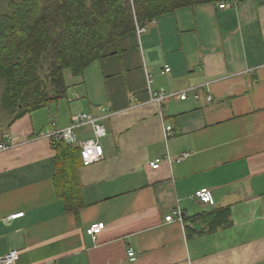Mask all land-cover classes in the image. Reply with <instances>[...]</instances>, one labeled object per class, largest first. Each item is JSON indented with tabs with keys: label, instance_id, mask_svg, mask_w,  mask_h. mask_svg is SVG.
Returning <instances> with one entry per match:
<instances>
[{
	"label": "crops",
	"instance_id": "obj_1",
	"mask_svg": "<svg viewBox=\"0 0 264 264\" xmlns=\"http://www.w3.org/2000/svg\"><path fill=\"white\" fill-rule=\"evenodd\" d=\"M225 3L160 15L144 33L107 45L83 73L67 70L61 97L18 119L1 110L0 142L18 145L0 151V256L18 250L13 264H264V0ZM190 85L202 86L200 99L150 100V89ZM103 108L112 111L101 120L104 156L80 160L84 203L75 212L59 194L56 149L43 134ZM203 187L210 203L194 195ZM177 208L184 222L166 220ZM94 222L105 223L96 236L86 232Z\"/></svg>",
	"mask_w": 264,
	"mask_h": 264
},
{
	"label": "trees",
	"instance_id": "obj_2",
	"mask_svg": "<svg viewBox=\"0 0 264 264\" xmlns=\"http://www.w3.org/2000/svg\"><path fill=\"white\" fill-rule=\"evenodd\" d=\"M230 0H0V109L18 119L101 60L107 45L180 7ZM55 183L71 210L83 205L78 145L53 141ZM216 213L212 214L217 218Z\"/></svg>",
	"mask_w": 264,
	"mask_h": 264
},
{
	"label": "built area",
	"instance_id": "obj_3",
	"mask_svg": "<svg viewBox=\"0 0 264 264\" xmlns=\"http://www.w3.org/2000/svg\"><path fill=\"white\" fill-rule=\"evenodd\" d=\"M234 3L239 2L240 0H230ZM221 7H224L226 5L225 2L219 4ZM147 30L146 26H140L137 25L136 31L138 34H142ZM171 68L167 66L165 68V72L170 71ZM150 92V100L152 102H156L159 106L161 104L172 97H175L176 95H179L181 99H200L202 95V86L201 85H190L180 91H171L166 92L163 90L160 91H152ZM207 101L212 100L211 94H208L204 96ZM102 116H96L92 113L87 112H80L72 116V123L64 128H54L52 131H50L47 134H43V136H46L50 138L52 141H64L66 143L72 144V145H78L81 150L82 154V161L84 166H89L93 163H96L100 161L104 156V145L102 143V139L107 136L108 131L105 126V124L101 121L103 118L109 117L112 115V111L110 108H103ZM53 124H56V122H53ZM83 127H89L92 130V135L84 140H80L77 135V130ZM174 134L173 126L166 124L165 125V136L168 138L169 136H172ZM15 144V142H0V151L6 150L9 147H12ZM188 156V154H184L183 158ZM170 159V158H169ZM161 163V158H157L156 160H153L150 162L151 166L153 168H159ZM196 197L200 198L201 201L204 203H210L213 200V194L208 187H203L197 190L194 194ZM208 199H205V198ZM24 212L12 214L7 218V221L10 222L12 219H15L17 217H20L23 215ZM185 214L184 211L181 208L175 209L171 214L166 216V220L173 221L178 220L180 222H184ZM105 228L104 222H94L92 223L87 229L86 232L89 235L96 236L98 233H100ZM18 250L11 249L3 256H0V263L1 264H13L17 258H18ZM128 257L130 260H136L137 254L134 250V248L130 247L128 249Z\"/></svg>",
	"mask_w": 264,
	"mask_h": 264
},
{
	"label": "rangeland",
	"instance_id": "obj_4",
	"mask_svg": "<svg viewBox=\"0 0 264 264\" xmlns=\"http://www.w3.org/2000/svg\"><path fill=\"white\" fill-rule=\"evenodd\" d=\"M5 116L4 114L1 112V109H0V118L3 119Z\"/></svg>",
	"mask_w": 264,
	"mask_h": 264
},
{
	"label": "clouds",
	"instance_id": "obj_5",
	"mask_svg": "<svg viewBox=\"0 0 264 264\" xmlns=\"http://www.w3.org/2000/svg\"><path fill=\"white\" fill-rule=\"evenodd\" d=\"M205 199H208L207 197ZM9 264H11V262H9Z\"/></svg>",
	"mask_w": 264,
	"mask_h": 264
}]
</instances>
